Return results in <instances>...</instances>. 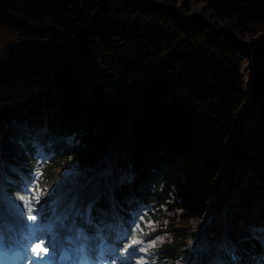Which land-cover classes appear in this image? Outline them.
<instances>
[{
	"label": "trees",
	"instance_id": "16d2710c",
	"mask_svg": "<svg viewBox=\"0 0 264 264\" xmlns=\"http://www.w3.org/2000/svg\"><path fill=\"white\" fill-rule=\"evenodd\" d=\"M33 140L55 153L43 208L109 168L117 210L155 202L146 230L166 264L191 263L204 221L197 264H230L226 227L244 264H264V0H0L12 179Z\"/></svg>",
	"mask_w": 264,
	"mask_h": 264
},
{
	"label": "snow or ice",
	"instance_id": "6c2138e0",
	"mask_svg": "<svg viewBox=\"0 0 264 264\" xmlns=\"http://www.w3.org/2000/svg\"><path fill=\"white\" fill-rule=\"evenodd\" d=\"M27 194L29 196L27 203L23 197H17L8 205V210L14 211L25 222L27 231L23 235L22 244L13 234L15 229L10 226L6 228L3 222L6 209L0 206V264H115L114 260L109 262L105 259L106 252L114 251L107 244L105 237L99 231L95 235H89L84 228L76 226L75 222L68 228L71 233L66 238L68 249L62 250L61 255L57 257L56 225L42 226L41 223H37L38 217L43 220V206L36 208V205L40 204V197H36L32 191H28ZM72 208L75 209V203ZM91 211L92 205L89 204L86 215L88 223L92 220ZM60 227H65L62 220ZM44 231L52 238L48 239L41 235ZM18 245L20 250L10 255ZM93 251L97 253L95 259L90 257Z\"/></svg>",
	"mask_w": 264,
	"mask_h": 264
},
{
	"label": "rangeland",
	"instance_id": "374dc122",
	"mask_svg": "<svg viewBox=\"0 0 264 264\" xmlns=\"http://www.w3.org/2000/svg\"><path fill=\"white\" fill-rule=\"evenodd\" d=\"M168 63V60H163V61H156L153 63L149 69L148 73L162 68L166 66ZM142 93V91H141ZM138 101H140V97L136 98V105L131 103V108H130V115L134 114V118L137 117L138 115ZM40 139V137H39ZM41 140H37L35 142L34 146L36 147V155L33 157V161L35 162L32 167H30V171L32 170V173L28 174V178L25 177L22 182H15L16 184L19 185L20 187V194H17L16 196L13 197V200L15 201V198L17 197H23V200L25 203L29 200L28 196V191L34 192L35 196L38 197L40 194V187L39 183L42 178V168L45 164L49 162L53 154L43 148L41 146ZM128 150V148H127ZM30 166V165H29ZM29 171V172H30ZM104 179L98 178L96 181H92L89 184L80 187L76 189L73 193H69L67 196V200L65 203L60 206L59 208L55 209L52 211L49 217L44 218L41 221L40 218L38 217L37 223H41L42 226H47L48 224H53L56 225V228H61L60 227V221L62 220L64 226H71L73 222H75L76 225V212L78 207H87L88 205L91 204L101 195V194H108L110 195V190L111 187L115 186V178L114 174L110 171L106 172L104 174ZM105 180V181H104ZM104 182H106L107 186L103 185ZM110 189H108V188ZM1 199V198H0ZM13 202L10 198H4L0 200V206L4 207L5 213L9 216V219L12 223H15L18 217L14 211L8 210V205ZM73 203H75V209L72 208ZM37 208V207H36ZM38 209V208H37ZM132 211H130V216L129 218H126L125 222H123L125 225L120 226V230L118 233L114 232L115 224L111 223L109 224L108 221L111 220V213L110 216L107 214L105 216L106 222H104L105 225H108V231L104 234L100 233L102 236L105 237L107 244L110 246L111 249L114 251H109L105 253V258H107L108 255H114L118 254L123 251L130 250L132 252V257L131 259H136L137 262L141 264H156L157 260L154 258L153 254L154 252H147L145 254H142L138 251L139 246L141 245L140 238L137 236L135 238L132 237H126L125 231H131L134 228L138 227L140 223L143 221L145 215L149 213L152 210V205L149 203H134L131 206ZM44 216V215H43ZM66 217V219H64ZM12 218V220H11ZM31 223V221H29ZM107 226V227H108ZM127 228H126V227ZM85 231L88 233V229L84 228ZM199 234H201V229L198 228ZM49 234L47 231L44 233V235ZM71 233L69 232L67 236H69ZM129 234V232H128ZM42 235V233H41ZM164 239V238H163ZM145 250H151L150 246H147L144 248ZM97 253L95 251L90 253V256L94 259L96 257ZM151 255V256H149ZM115 256V255H114ZM110 258V256L108 257ZM263 264V263H262Z\"/></svg>",
	"mask_w": 264,
	"mask_h": 264
},
{
	"label": "bare ground",
	"instance_id": "6f19581e",
	"mask_svg": "<svg viewBox=\"0 0 264 264\" xmlns=\"http://www.w3.org/2000/svg\"><path fill=\"white\" fill-rule=\"evenodd\" d=\"M5 217H7V216H4V218ZM63 229H65V228H63ZM47 236H49L50 237V239L52 238L51 237V235L50 234H46ZM62 236L60 235V234H58V239H60ZM50 252H51V250H50ZM118 255V254H117ZM115 261V264H121L123 261H126V260H124V258H122V257H119V256H115V257H113L112 258V261Z\"/></svg>",
	"mask_w": 264,
	"mask_h": 264
},
{
	"label": "water",
	"instance_id": "95a60500",
	"mask_svg": "<svg viewBox=\"0 0 264 264\" xmlns=\"http://www.w3.org/2000/svg\"><path fill=\"white\" fill-rule=\"evenodd\" d=\"M177 11H179V9L176 8Z\"/></svg>",
	"mask_w": 264,
	"mask_h": 264
}]
</instances>
